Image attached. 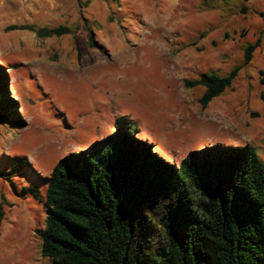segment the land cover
Here are the masks:
<instances>
[{
  "label": "rangeland",
  "instance_id": "374dc122",
  "mask_svg": "<svg viewBox=\"0 0 264 264\" xmlns=\"http://www.w3.org/2000/svg\"><path fill=\"white\" fill-rule=\"evenodd\" d=\"M37 2L34 27L70 33L39 39L6 31L34 1L0 7V65L24 121L0 124V170L8 171L0 177V264H49L37 235L46 178L64 156L87 151L121 126L175 168L190 152L218 146L249 145L264 162V0ZM257 40L243 66L244 48ZM235 67L231 87L205 107L204 89L184 84ZM32 187L38 198L23 193ZM143 214L147 237L163 245L157 201L146 202Z\"/></svg>",
  "mask_w": 264,
  "mask_h": 264
},
{
  "label": "trees",
  "instance_id": "16d2710c",
  "mask_svg": "<svg viewBox=\"0 0 264 264\" xmlns=\"http://www.w3.org/2000/svg\"><path fill=\"white\" fill-rule=\"evenodd\" d=\"M5 30L39 39L70 33L65 26L27 24ZM88 38L95 46L90 30ZM258 46L259 40L244 48L243 66ZM238 71L201 74L184 84L204 89L199 103L205 107L231 87ZM9 86L0 65V124L22 127V107ZM134 132L121 126L56 163L46 178L44 227L37 232L41 256L49 264H264V162L255 149H200L175 168ZM21 166L15 163L11 172ZM7 172L0 170V177ZM23 193L40 194L36 187ZM150 200L159 205L163 245L147 237L143 206Z\"/></svg>",
  "mask_w": 264,
  "mask_h": 264
},
{
  "label": "crops",
  "instance_id": "0c3cea01",
  "mask_svg": "<svg viewBox=\"0 0 264 264\" xmlns=\"http://www.w3.org/2000/svg\"><path fill=\"white\" fill-rule=\"evenodd\" d=\"M34 3L30 4L29 6H24L18 13H19V17L18 20H21L19 25H23V24H27V25H38V22L36 20V14H37V10L39 9V5L37 0H33ZM11 5V0H0V7H2L3 9H7L10 8L9 6ZM32 5H38L37 10L33 11L34 9L32 8ZM33 9V10H32ZM31 10V11H30ZM29 12V13H28ZM29 14V15H28ZM24 20H29L28 22L24 21ZM34 36V35H33ZM26 40H31L30 37L25 36Z\"/></svg>",
  "mask_w": 264,
  "mask_h": 264
},
{
  "label": "bare ground",
  "instance_id": "6f19581e",
  "mask_svg": "<svg viewBox=\"0 0 264 264\" xmlns=\"http://www.w3.org/2000/svg\"><path fill=\"white\" fill-rule=\"evenodd\" d=\"M127 57V56H126Z\"/></svg>",
  "mask_w": 264,
  "mask_h": 264
}]
</instances>
